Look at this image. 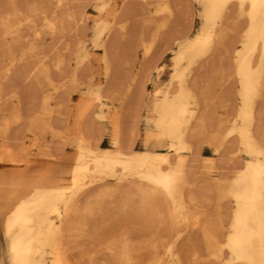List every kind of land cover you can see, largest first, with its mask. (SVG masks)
Instances as JSON below:
<instances>
[{
  "label": "bare ground",
  "instance_id": "1",
  "mask_svg": "<svg viewBox=\"0 0 264 264\" xmlns=\"http://www.w3.org/2000/svg\"><path fill=\"white\" fill-rule=\"evenodd\" d=\"M184 1L0 0V264H183L178 243L189 229L201 230L206 259L264 264V0H194L201 24L192 35L170 30ZM69 5L76 10L60 15ZM46 35L48 61L33 60ZM222 53L230 71L221 77L236 82L230 105L224 81L201 78ZM133 93L139 113L127 138L121 123L134 111L122 119L120 110ZM218 105L231 116L203 138ZM201 141L232 162L229 176L212 175L216 208L232 203L227 216L205 217L189 190ZM212 158L203 160L210 174ZM189 254L187 264H202Z\"/></svg>",
  "mask_w": 264,
  "mask_h": 264
},
{
  "label": "rangeland",
  "instance_id": "2",
  "mask_svg": "<svg viewBox=\"0 0 264 264\" xmlns=\"http://www.w3.org/2000/svg\"><path fill=\"white\" fill-rule=\"evenodd\" d=\"M73 1H76L77 2V0H73ZM79 1H82V0H78V2ZM190 4V5H189ZM72 5H69L68 6V8H67V6H63L61 9H60V15H64L65 13H67V12H69V11H75L76 9L75 8H77V6L75 5V6H73V8L71 7ZM188 6V7H187ZM184 7H185V9H184V12H183V16L182 17H184V18H182V20H181V23L179 22L178 23V20L175 18V17H177V15H175V17H173V20H174V18H175V22L176 23H174L175 25L177 24V26H174V24H171V27H172V25L174 26L173 28H171L170 30H172V32H185V33H188L189 35H192L194 32H196L197 31V29L199 28V26H200V22H201V18H200V16L198 15V13L200 14V11H201V9H200V4L197 2L196 3V1H194V0H185L184 1ZM70 8V9H69ZM189 9V10H188ZM65 10H66V12H65ZM186 10V11H185ZM188 11H190V12H188ZM187 12V13H186ZM64 13V14H63ZM90 13V12H89ZM188 13H190V14H188ZM188 14V16H186ZM149 16H150V14H149ZM150 17H152L153 19H159V17L157 16V15H155L154 16V14H152ZM149 17V19H152V18H150ZM148 18V17H147ZM185 19V20H184ZM172 20V21H173ZM177 20V21H176ZM192 20V21H191ZM171 21V23H173ZM185 22V23H184ZM153 23V22H152ZM179 24V25H178ZM187 24V25H186ZM149 27H147L146 28V30L149 28L150 30L153 28V26H154V24L152 25V24H149L148 25ZM152 28H151V27ZM191 26V27H190ZM81 28H82V26H80ZM92 27H93V23L91 22V21H89L88 23H87V26H86V44L88 45V49H90V47H89V43H90V38H91V34H92ZM177 29H176V28ZM179 27V28H178ZM188 27H189V29H188ZM79 28V27H78ZM148 29V30H149ZM80 30V29H79ZM174 30V31H173ZM176 30V31H175ZM188 30V31H187ZM82 31V30H81ZM91 33V34H90ZM65 37H67L68 38V40H69V38L72 40V38L69 36V35H67V36H65ZM233 37V35L232 36H230V37H228V42H231L232 40H234V37ZM232 38V39H231ZM231 41H230V40ZM49 40H51L50 39V37L48 36V35H46L45 37H44V40L42 41V43H41V46L43 47V49L44 50H40L35 56H33L32 57V59L33 60H35L36 58H39V57H43V55H45L44 57H43V59L45 60V58H46V60L48 59V57L47 56H49V55H51V52L48 54V52L49 51H47V50H45L50 44V41ZM70 40V41H71ZM47 41L49 42L48 44L49 45H47L46 46V44H47ZM127 43V42H126ZM63 45L64 44H62V43H59V45L57 46V48L59 47V49L60 48H62V49H60L59 50V52H64V50H63ZM43 51H44V54H43ZM45 51H46V53L48 54H46L45 53ZM224 53H222V55L221 56H219L218 58H216V60H215V62L214 63H216V64H218V65H216L215 64V69H216V73L215 74H212V69L214 68V67H211L210 68V66H206L204 69V71L202 70V79L203 80H206V81H213V83H218L219 82V80H222V81H224V82H222V84L220 85V89L222 90V88H223V93H224V95L222 96V98L224 99V101H222V103L223 104H229V103H231L232 102V100H231V98H229V99H226L227 97V94H225V93H227L228 91H231L232 92V90H233V93H234V90H235V87H236V85L233 87V86H230V85H232V82L233 83H236L235 82V78L233 77V75L232 76H228V77H225V76H223V77H221L222 75H221V73L222 72H226V71H228L229 70V61H227L228 59H225L224 58ZM135 60H133V62H131V64L133 63L134 65H131V70L129 69V71L127 70V72L129 73V74H131V73H135L136 74V72H137V70H138V68H139V65H140V61H141V54H140V52L138 51L137 52V54H135ZM130 58H131V56H130ZM168 59H169V55H167L166 57H165V60H164V62H167L168 61ZM45 60V61H46ZM167 60V61H166ZM222 60H223V62H222ZM48 61V60H47ZM222 62V63H221ZM93 64H94V68H97L98 69V63L96 62V61H93ZM51 67H53V66H51ZM227 68V69H226ZM218 70V71H217ZM132 71V72H131ZM205 71H206V74H207V77H206V74H205ZM230 71V70H229ZM204 72V73H203ZM209 73V74H208ZM53 74V73H52ZM126 74V73H125ZM204 74H205V76H204ZM55 76V77H54ZM53 77H54V80L56 79V74L54 73L53 74ZM52 77V78H53ZM166 77H167V73L165 72L163 75H162V77L161 78H153L152 77V80H151V82L150 83H148V86H147V94H146V96L143 98L144 99V101L143 102H145V103H147V100L151 97V95H152V92H153V90L154 89H156V88H158V87H162L163 86V84L166 82ZM212 77H215V78H212ZM230 78V79H229ZM215 80V81H214ZM96 83V84H95ZM92 84H94L95 86L96 85H102V87L104 86L105 87V84L104 83H100L98 80H94L93 82H92ZM234 85V84H233ZM233 87V88H232ZM220 89H218L219 91H220ZM222 93V94H223ZM134 94V93H133ZM137 95L136 94H134V95H130L129 97H128V99L126 100L127 101V104H126V102L123 104V106H122V108L124 109V111H121V110H123L122 108H121V110H120V112H122V115L124 114V116H122L121 114V118L122 119H124L125 118V115H127L126 114V112L128 113L129 112V110L128 109H131V108H133V111L134 112H132L131 110H130V112L135 116H133L132 114H129L128 116H126V118H129V116H130V118L132 117V119H130L129 121H128V119H124V121L121 123V126H122V131L124 130V128H125V130H124V134H126V137L128 138V133H127V130L129 131V129L133 126V125H135V123H136V117L138 116V111H137V109L139 108L138 107V105L137 104H139V103H137V101L139 100V99H137L136 100V97ZM225 97V98H224ZM130 98V99H129ZM134 98H135V100H134ZM59 99V98H58ZM226 99V100H225ZM128 100L130 101L129 103H128ZM132 101H134V102H132ZM135 102H136V104H135ZM54 102H52V105H51V107H53V108H56V106H54ZM134 104L136 105V107H134ZM144 104V103H143ZM142 104V105H143ZM127 105V106H126ZM141 105V106H142ZM230 105V104H229ZM130 106V107H129ZM125 107V108H124ZM221 107V108H220ZM135 108H136V110H135ZM126 109V110H125ZM229 109V110H228ZM227 110H228V112L226 111V110H224L223 109V107L222 106H220V105H218L217 107H216V112H215V114H208L207 116H208V121H209V123L207 124V128H206V130H205V133L206 134H204V136H203V138L204 137H206L207 135H210L211 133H213L216 129H217V119H218V117L219 116H222V115H225L226 113H229L230 114V106H229V108H228ZM128 110V111H127ZM139 110V109H138ZM141 111H142V115H143V118H142V121L139 123V125H138V133H143V131H145L146 130V128H147V125H146V122H145V117H149L150 116V112H149V109H148V107H145V109H143V108H141L140 109ZM138 113H137V112ZM140 111V112H141ZM5 114H7V112L6 111H3ZM129 112V113H130ZM210 115V116H209ZM215 115H217V116H215ZM230 116H231V114H230ZM230 116H228V117H230ZM215 117H217V118H215ZM211 118V119H210ZM134 119H135V122H134V124L132 123L131 125H127V123H131V122H133L134 121ZM212 120V121H211ZM213 120H214V123H212L213 122ZM126 121H128V122H126ZM212 124H214V125H212ZM216 125V126H215ZM213 128H212V127ZM214 126H215V128H214ZM209 128H211V129H213V130H211V129H209ZM208 131V132H207ZM210 131V132H209ZM123 134V135H124ZM124 138V137H123ZM47 140H49V137H47L46 138ZM125 140H126V138H125ZM203 140V139H202ZM107 144V145H106ZM136 147H135V149H137V150H140V149H143V146L141 145V143H140V141L138 140V141H136ZM99 145H100V147L101 148H103V149H105V148H108L109 147V144L107 143V141H106V136L104 135L102 138H101V140H100V142H99ZM195 148H196V150H195ZM194 148V152H196L195 154L197 155L198 153H200V154H198L197 156L199 157L200 156V158H198L195 154H194V157L196 158L197 157V162L195 161L194 162V164L197 166V167H195L194 166V164H192L193 163V161L190 163V164H192L193 165V168L195 167V169L196 168H198L199 166V168L198 169H196L197 170V172L195 171V169H193L192 167V169H190V170H192L193 172H195L194 174H192L191 172L189 173V174H191L190 176H191V180H193V182H194V185H193V187H191L189 190H190V192L192 193V195L194 196V194H195V199L197 198V200H196V203L198 204H196L199 208H200V211L201 212H203L204 213V215H206L205 217H210V218H212V219H214L215 217H216V215L220 212V211H223V214L222 215H225V216H227L228 214H226V211H228L229 212V209L231 208V206H232V203L231 202H229V201H222L221 203H220V208L219 209H217L216 207H217V197H216V191L213 189L214 187V182H213V176L212 175H216V176H218V175H220V177H222V179H224V177H227V176H229L230 175V173H231V170H230V168H231V164H232V162L228 159V157H226V156H228L226 153H224V154H222V155H218V154H214L213 153V151H212V147L211 146H209V145H207V144H205V143H203L202 141L198 144V145H196V147ZM199 148V149H198ZM198 149V150H197ZM220 156V157H218V156ZM221 156H223V157H221ZM205 157L206 158H212L213 160H214V163H215V165H216V163L218 162V164L216 165V169H215V171L213 172V173H207L206 172V170L203 168V160L205 159ZM226 157V159H224ZM216 160H215V159ZM224 160H223V159ZM201 161H200V160ZM226 160V161H225ZM198 161H200V162H198ZM197 163V164H196ZM200 164V165H199ZM219 164H221V165H219ZM229 164V165H228ZM220 168H219V167ZM224 167V168H223ZM226 168V169H225ZM36 169H39V168H36ZM189 170V171H190ZM200 170H202V171H200ZM222 172H224V173H222ZM207 173V174H206ZM207 177V178H206ZM219 177V178H220ZM202 179V180H201ZM212 179V180H211ZM195 182H196V184H195ZM198 182V183H197ZM205 182V183H204ZM210 184L209 186H208V184ZM213 185V186H212ZM196 186V187H195ZM197 186H198V188H197ZM207 186V188L205 189L204 187H206ZM212 186V191H211V189H210V187ZM193 188V189H192ZM193 191V192H192ZM205 193V194H204ZM201 194V195H200ZM210 194H212V195H210ZM208 196H210L209 198H208ZM211 196H214V197H211ZM200 199V200H199ZM228 202H229V204H228ZM217 203V204H216ZM229 207V208H228ZM209 208H211L210 210H208ZM227 208H228V210H227ZM206 209V210H205ZM222 213V212H221ZM220 213V214H221ZM193 230V231H192ZM190 231V232H189ZM189 231H186L187 233L182 237V239L180 240V242L178 243V246H179V250L181 251V258H182V260H183V264H187V263H190L191 262V260H188V259H191V255L189 254V253H191V251H192V249H194V250H196L197 252H198V255H199V258H200V260H202V264H217L216 263V261L214 262L213 260H211V258L209 257H207V259H206V250H205V243H204V241H203V238H202V234H201V230L200 229H189ZM218 232H220V233H218ZM217 232V236L220 238V236H221V231L219 230ZM200 233V234H199ZM220 236H219V235ZM191 235V236H190ZM198 238V239H197ZM183 243V245L181 246L180 244H182ZM5 240H4V237L2 236V233H1V231H0V250H2V249H5ZM182 248V249H181ZM186 249V250H185ZM188 250V251H187ZM184 252V253H183ZM182 254H184V255H182ZM204 254V255H203ZM186 255V256H185ZM189 255V256H188ZM203 256V257H202ZM185 258H186V260H185ZM202 258H204V259H202ZM206 259V260H205ZM204 260V261H203ZM189 261V262H188ZM213 261V262H212ZM219 264V263H218Z\"/></svg>",
  "mask_w": 264,
  "mask_h": 264
}]
</instances>
